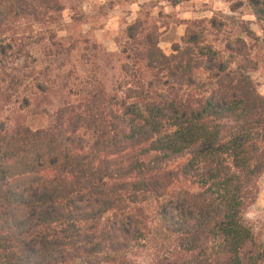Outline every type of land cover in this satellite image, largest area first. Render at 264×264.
I'll list each match as a JSON object with an SVG mask.
<instances>
[{
    "label": "trees",
    "instance_id": "16d2710c",
    "mask_svg": "<svg viewBox=\"0 0 264 264\" xmlns=\"http://www.w3.org/2000/svg\"><path fill=\"white\" fill-rule=\"evenodd\" d=\"M246 5L264 24V0ZM58 11L0 0V111L14 116L0 120V264H133L137 249L151 264H264L245 219L264 173V97L246 56L206 42L221 22L191 23L169 55L128 28L110 89L98 57L83 81L63 69L74 45L27 63L20 35L48 34ZM248 25L239 33L257 42ZM48 55L61 61L49 88Z\"/></svg>",
    "mask_w": 264,
    "mask_h": 264
},
{
    "label": "rangeland",
    "instance_id": "374dc122",
    "mask_svg": "<svg viewBox=\"0 0 264 264\" xmlns=\"http://www.w3.org/2000/svg\"><path fill=\"white\" fill-rule=\"evenodd\" d=\"M60 11L52 14L53 20L48 19L47 28L34 25L24 35V53L30 52L32 63L36 59L38 64L47 62L42 53L52 44H60L61 48L73 46L69 58V66L75 67V74L79 80L87 76L93 66L95 57L99 71L112 89L117 85L120 77V66L124 62L123 48L126 45V31L138 25L142 36L153 32L158 41V48L166 55L177 45H182L188 27L193 22L209 21L212 18L221 22V30L207 27L209 35L206 42L221 55L227 57V49H233L246 56L254 69L248 74L256 86L257 92L264 97V24L257 25L251 11L247 7L249 0H57ZM50 16V14L48 15ZM248 22V27L255 33L258 41H251L244 34L239 33L237 23ZM233 22L235 24L233 25ZM53 37V39H52ZM231 47V48H229ZM52 71L48 78H40L41 83L48 84L54 80L58 72V63L50 60ZM20 58L19 64L25 63ZM18 63V61L16 62ZM100 74V75H101ZM45 84V85H46ZM79 85V83H75ZM30 87H28L29 89ZM81 86H78V89ZM30 95L29 90L20 97ZM45 106V105H43ZM12 110L0 111V120L11 116ZM26 124L33 128L45 127L49 121L46 118L26 117L21 113ZM13 117V118H12ZM26 117V118H25ZM257 195L254 204L248 208L245 219L251 228L253 237L264 245V173L257 181ZM138 250V249H137ZM133 250L130 260L133 264H151L153 256L144 249Z\"/></svg>",
    "mask_w": 264,
    "mask_h": 264
}]
</instances>
